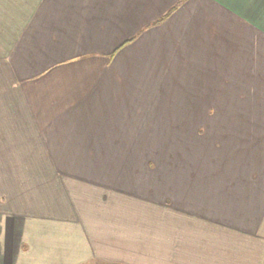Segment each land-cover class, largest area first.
I'll return each mask as SVG.
<instances>
[{
  "label": "crops",
  "instance_id": "obj_1",
  "mask_svg": "<svg viewBox=\"0 0 264 264\" xmlns=\"http://www.w3.org/2000/svg\"><path fill=\"white\" fill-rule=\"evenodd\" d=\"M224 69L264 88V0H0V264H264V144L147 160Z\"/></svg>",
  "mask_w": 264,
  "mask_h": 264
},
{
  "label": "rangeland",
  "instance_id": "obj_2",
  "mask_svg": "<svg viewBox=\"0 0 264 264\" xmlns=\"http://www.w3.org/2000/svg\"><path fill=\"white\" fill-rule=\"evenodd\" d=\"M218 72H215L214 77L205 79V84L203 77L198 78L195 81L197 84L195 83L192 87V92L200 93V102L198 103L201 106L194 104L196 108L198 109L199 106V109L205 112H209L210 109L212 110L210 113L205 117H193L183 113L182 119H175L176 115L171 113L177 111L176 104H169L168 128L164 126L161 136L155 135V132L146 136L152 143V149L146 152L147 160L155 165L156 172L161 169L160 165L163 166L167 163V169L172 170L171 173L187 176L198 169L208 171L210 165L224 163L228 156L238 157L249 163L254 160L256 162V153L258 152L255 151L256 145L257 143L259 146L264 144V88L253 86L250 84L251 81L241 85L239 82L234 83L236 79L228 76L227 69L222 70L221 73ZM90 73L93 72L74 70L70 76L72 79L76 77L87 79L91 77ZM163 121L165 122V120ZM174 121L179 122V125H171ZM228 127H245V129L239 134L228 135ZM257 127L262 128L263 134L256 135L252 132L254 129L251 128ZM176 130L179 134H174ZM158 139L161 140L163 146ZM177 143L191 146L179 150L175 146L178 145ZM260 158L264 159V151H261ZM176 159L183 160L184 169H182V163L180 166L175 165ZM189 160H192L193 165L187 164ZM207 162L210 163L209 166ZM199 164L206 166L199 168ZM251 166L252 164L245 170L248 172L257 171ZM180 169L182 172L179 173ZM152 174L155 175V171H152ZM169 188L170 191L174 190L175 192L176 182L175 186L171 184Z\"/></svg>",
  "mask_w": 264,
  "mask_h": 264
}]
</instances>
